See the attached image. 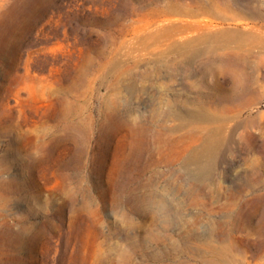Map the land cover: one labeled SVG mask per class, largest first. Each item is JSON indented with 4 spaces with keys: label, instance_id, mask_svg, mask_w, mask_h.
<instances>
[{
    "label": "rangeland",
    "instance_id": "374dc122",
    "mask_svg": "<svg viewBox=\"0 0 264 264\" xmlns=\"http://www.w3.org/2000/svg\"><path fill=\"white\" fill-rule=\"evenodd\" d=\"M0 264H264V0H0Z\"/></svg>",
    "mask_w": 264,
    "mask_h": 264
}]
</instances>
